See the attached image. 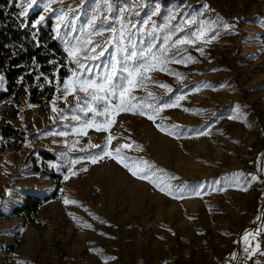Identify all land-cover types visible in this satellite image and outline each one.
Returning a JSON list of instances; mask_svg holds the SVG:
<instances>
[{
  "label": "rangeland",
  "instance_id": "374dc122",
  "mask_svg": "<svg viewBox=\"0 0 264 264\" xmlns=\"http://www.w3.org/2000/svg\"><path fill=\"white\" fill-rule=\"evenodd\" d=\"M17 2L22 12L27 10L25 16L39 11L34 24L42 15L51 19L67 56V48L90 47L89 40L101 45L109 41L104 56L83 61L97 74L118 53V46L135 44L141 50L153 44L159 55L164 37L177 26L183 31L172 37L194 41L179 46L194 61L167 63L171 74L158 70L159 64L146 72L150 79L131 95L144 101V110L154 120L138 112L110 110L108 132L95 127L86 128V134L74 131L90 119L105 118L84 115L73 96L63 98V82L76 68L72 62L68 76L56 83L47 112L28 103L27 96L19 98L17 114L8 120L24 132L25 140L21 148L0 154V213L6 214L24 193L49 192L47 176L30 170L27 159L34 149L71 156L61 194L42 205L37 225H23L18 217L0 219V264H264V0ZM61 15L65 18L57 35ZM201 27L207 35L197 39ZM212 36L216 39L204 43ZM149 103L158 111L147 108ZM163 104L173 106L161 108ZM53 106L67 118L54 122ZM73 115L81 119L73 120ZM59 131L69 134H51ZM108 135L114 137L110 144ZM90 144L107 147L91 153L95 148ZM122 144L132 147L122 149L121 158L154 166L149 179L133 176L108 155L96 163L86 159L103 150L115 155L113 150ZM79 158L85 159L71 163ZM169 186L171 194H165ZM65 199L77 203L65 204Z\"/></svg>",
  "mask_w": 264,
  "mask_h": 264
},
{
  "label": "trees",
  "instance_id": "16d2710c",
  "mask_svg": "<svg viewBox=\"0 0 264 264\" xmlns=\"http://www.w3.org/2000/svg\"><path fill=\"white\" fill-rule=\"evenodd\" d=\"M21 13L17 0H0V75L4 77L0 89V154L4 149L17 150L24 144V132L8 120L16 116L19 98L27 96L28 103L47 112L56 83L66 78L73 68L62 43L53 33L51 19L34 27L39 11L27 16ZM260 41L264 44V32L260 34ZM99 150L90 149V152ZM70 156L64 151L34 149L27 159L30 170L33 174L46 175L51 188L47 194H22L6 214L0 213V219L18 217L23 225H37L42 205L61 194L62 174ZM13 247L10 244L7 250Z\"/></svg>",
  "mask_w": 264,
  "mask_h": 264
},
{
  "label": "snow or ice",
  "instance_id": "6c2138e0",
  "mask_svg": "<svg viewBox=\"0 0 264 264\" xmlns=\"http://www.w3.org/2000/svg\"><path fill=\"white\" fill-rule=\"evenodd\" d=\"M29 4H35L38 0H28ZM51 2H55V0H50ZM105 3H108V0H105ZM205 7H207L205 5ZM47 7H45V11H47ZM63 12V10H61ZM123 12V9H120ZM27 10L21 13V15H26ZM64 16L61 15L58 17L57 24V35H59L60 23L64 20ZM45 20V17L42 15L35 22L34 27L40 24ZM71 18H69V21ZM188 23H195V21H187ZM91 26V25H90ZM225 29L229 27V25H224ZM125 30L126 26L121 24V33L120 40L123 41L125 39ZM113 32L116 30L113 29ZM183 31L181 26H177L172 29V34ZM97 35L102 33L97 32ZM172 34L164 37L165 47L159 49V55L154 51L156 45L149 44L146 49L137 50L135 44L131 45H123L118 46V53H114L110 60L102 66V72L97 74L93 67H90L88 64L84 63L85 60H97L100 57L105 55L106 46L109 44V41H105V45H101L97 42L87 41L86 43L90 45V47L85 48L83 44H79L78 46H73L67 48L66 51L68 56L72 58V63L75 64L76 68L72 70V76L70 79L65 80L63 82V98L66 99L68 95L73 96L76 101V107L79 109L81 113L84 115H88L91 113L94 117L101 116L104 117V121L96 122L95 120H88L84 123L81 128L74 129L77 134H86L84 131L86 128L95 127L96 131H104L108 132L109 127L112 121L107 120V114L110 110L115 111L117 114L121 111L123 112H131L136 114L137 112L140 115H147L149 120H154V116L148 114L144 108V101L141 98H138L131 93L137 87H144L143 80L150 79V77H146L145 73L153 70H157L156 65L159 64L161 67L158 69L160 71H168L171 74V70L167 69L165 65L170 62L181 63L185 60L194 61V58L184 55V51L179 47L180 45L194 43L187 38H179L173 39ZM207 35V32L201 27L196 33L197 39H202ZM128 39H131V34H128ZM216 39V36H212L208 40H204V43H211L212 40ZM99 48L100 51L97 52L96 49ZM170 49L174 50L170 52ZM203 54V48L197 49ZM180 57V59H174L175 57ZM131 65V67H130ZM176 77L179 78L181 76L180 73H175ZM4 77L0 75V87H3ZM161 87L168 88V91L171 92L172 89L167 85H160ZM79 93H83L81 96ZM149 97H153L152 93H148ZM155 99V97H153ZM180 99V98H178ZM55 101L53 102V105ZM170 104H163L161 108L172 107ZM71 107V106H70ZM147 108L153 109V104H147ZM52 112L57 113V117H52L55 122L56 119L59 118H67L61 117L60 114L63 110L58 109L53 106L51 109ZM153 111H158L157 109H153ZM73 120L79 121L81 117L79 115H73ZM158 128L163 131L160 125H157ZM172 127H176L173 125ZM52 135L59 136H67L69 133L66 131L53 132ZM203 134V133H202ZM114 139L112 135H108L107 142L108 144ZM91 148H104L106 149L107 145L101 146L96 144H90ZM132 147L131 144H122L119 147L115 148L113 151L115 155L106 150L102 151V154H97L96 156H88L86 159L90 160L92 163H96L99 159H102L104 155L110 156V158L115 159L118 163H121L123 167L127 168L128 171L135 177L139 179H149V172L154 168L153 165H149L147 161H136L132 157L123 156L120 157V153L122 149H130ZM138 150H142V147L137 145ZM82 151L84 149H81ZM81 159L71 161L72 164H76L80 162ZM140 165H144L145 167H140ZM136 169V170H134ZM82 171H87V169H81ZM71 172V169H70ZM72 175L76 173L71 172ZM69 177L66 175L65 179L67 180ZM255 179V177H253ZM155 184V186L159 187L161 191H165L164 187H161L160 184H157L155 181H150ZM165 194H171V187H168V190ZM65 204H76L75 200H64ZM75 219V217H74ZM85 227H91V225H83ZM250 234L246 233L244 236L245 241H248V236ZM256 249H259V244L256 245ZM247 250V249H246ZM111 259H115L112 257Z\"/></svg>",
  "mask_w": 264,
  "mask_h": 264
},
{
  "label": "crops",
  "instance_id": "0c3cea01",
  "mask_svg": "<svg viewBox=\"0 0 264 264\" xmlns=\"http://www.w3.org/2000/svg\"><path fill=\"white\" fill-rule=\"evenodd\" d=\"M11 118H9V120H10Z\"/></svg>",
  "mask_w": 264,
  "mask_h": 264
}]
</instances>
